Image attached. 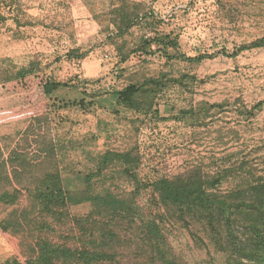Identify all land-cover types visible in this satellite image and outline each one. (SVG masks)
<instances>
[{"label": "rangeland", "instance_id": "1", "mask_svg": "<svg viewBox=\"0 0 264 264\" xmlns=\"http://www.w3.org/2000/svg\"><path fill=\"white\" fill-rule=\"evenodd\" d=\"M114 4L122 2L0 0V18L7 22L0 25V35L21 37L20 62L24 68L34 65L38 69L39 73L33 76L58 79L66 73L61 81L72 83L78 76L69 74L72 68L66 62L72 61L68 50L73 48L79 49L78 55L93 53L94 60L101 63L99 76L82 84L94 97L85 96L80 86L79 90L64 88L48 99V109L53 103L54 109L67 119L60 125L62 141L76 142L77 148L69 149V159L83 167L92 165L91 157L107 150L135 148L141 157L139 175L145 181L173 176L195 165H202L210 173L220 165H243L240 171L244 174L250 171L264 176V108L250 117L240 112L264 100V48L234 55L237 46L264 35V0H128L127 5L134 12L151 10L156 15L134 26L135 41L144 35L153 37L157 32L170 33L178 41V48H171V53L212 55L198 65L168 59L162 53L133 54L126 63H118L115 47L108 39L114 29L109 20ZM15 16L23 22L18 28L13 25ZM6 46L14 48L13 43ZM75 58L76 54L72 59ZM10 63L13 62L6 66ZM18 67L17 63V71ZM136 68L175 75L189 72L197 74L199 82L193 90L172 86L161 94L158 112L146 116L117 105L114 93L127 84L129 72ZM83 98V104H74V100ZM65 179L68 181L70 176ZM238 181L239 177L225 182L223 189ZM117 182L123 190L133 189L127 179ZM149 193L147 190L139 198L142 205ZM88 208V204H82L72 207L71 212L80 214ZM10 211L9 205L0 203L3 235L14 228L26 231L28 223L36 231V220L47 219L59 229L54 242L76 243L75 231L68 224L66 228L55 218L41 215L40 209L29 220L31 215L22 219L21 215H8ZM166 231L174 250L189 264H228L226 255L208 245L206 237L204 243L198 241L181 224L168 223ZM4 238L0 236V246L14 242L9 236L2 242ZM12 259L15 256L8 258Z\"/></svg>", "mask_w": 264, "mask_h": 264}, {"label": "trees", "instance_id": "2", "mask_svg": "<svg viewBox=\"0 0 264 264\" xmlns=\"http://www.w3.org/2000/svg\"><path fill=\"white\" fill-rule=\"evenodd\" d=\"M121 2L112 5L109 12L114 29L108 39L115 47L118 63L124 64L133 54L142 53H162L168 59L192 65L212 57L207 53L194 57L181 51L171 53V48H178V41L170 33L157 32L153 37L144 35L135 41L134 26L156 17L155 12L136 13L127 5L128 0ZM14 20L18 27L23 24L19 16ZM258 48H264V35L237 46L234 55ZM78 53L79 49L73 48L68 57L76 54L77 58H84L88 54ZM33 67H22L16 77L37 74L38 69ZM129 73L127 84L114 90L117 105L146 116L158 112L161 94L172 86L193 90L199 82L198 75L189 72L175 75L136 68ZM41 78L49 99L64 88L80 86L85 96L94 97L82 85L89 81L69 83L52 76ZM84 102L85 98L74 100L75 105ZM54 106L49 104V114L55 130L58 170L47 175L36 198L40 214L55 218L66 228L69 225L75 231L76 243L54 242L59 232L56 223L36 220L37 254L26 264H189L172 247L166 231L168 223L181 224L202 243L206 237L208 245L226 255L228 264H264V176L250 171L244 174L240 171L243 165H220L214 173L195 165L173 176L145 181L139 175L141 157L135 148L107 150L91 157L92 165L80 167L77 161L69 159V149L77 148L76 142L62 141L60 125L67 119ZM262 108L264 100L240 112L250 117ZM66 176H70L68 181ZM238 177V182L223 189L225 182ZM121 179L129 180L133 189L123 190L117 182ZM75 183L80 185L73 187ZM147 190L149 197L142 205L139 198ZM0 201L9 203L10 198L0 197ZM82 204H88V210L72 214L71 208Z\"/></svg>", "mask_w": 264, "mask_h": 264}, {"label": "crops", "instance_id": "3", "mask_svg": "<svg viewBox=\"0 0 264 264\" xmlns=\"http://www.w3.org/2000/svg\"><path fill=\"white\" fill-rule=\"evenodd\" d=\"M6 23V20L0 21V25ZM13 25L18 28L15 20ZM18 39L21 37L0 35V197L10 198L9 203H0L11 207L8 215H21L22 219L31 215L29 220L39 210L38 188L48 174L58 170V154L47 104L49 96L41 83L42 78L33 75L16 77L23 67L20 62L22 41ZM9 43H13L14 48L8 49ZM70 60L66 62L72 68L69 74L72 72L84 81L95 80L102 71L101 63L94 60L93 53ZM8 62L13 63L8 67ZM65 76L66 73L58 79L61 81ZM78 78L72 83H77ZM72 89L79 90L78 87ZM32 229L28 223L26 231L14 228L7 235L0 233L2 238L5 236L2 242L7 236L14 239L7 246L6 243L0 246V264H26L27 259L36 256L37 232ZM11 256L15 259L8 260Z\"/></svg>", "mask_w": 264, "mask_h": 264}, {"label": "built area", "instance_id": "4", "mask_svg": "<svg viewBox=\"0 0 264 264\" xmlns=\"http://www.w3.org/2000/svg\"><path fill=\"white\" fill-rule=\"evenodd\" d=\"M150 35H147V37H149Z\"/></svg>", "mask_w": 264, "mask_h": 264}]
</instances>
